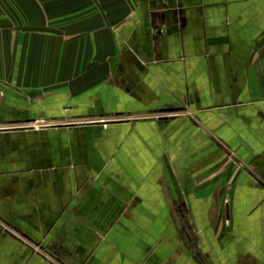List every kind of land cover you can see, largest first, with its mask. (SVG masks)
Wrapping results in <instances>:
<instances>
[{"label":"crops","instance_id":"0c3cea01","mask_svg":"<svg viewBox=\"0 0 264 264\" xmlns=\"http://www.w3.org/2000/svg\"><path fill=\"white\" fill-rule=\"evenodd\" d=\"M54 7L94 31L22 29ZM87 42L89 87L20 90ZM0 264H264V0H0Z\"/></svg>","mask_w":264,"mask_h":264},{"label":"rangeland","instance_id":"374dc122","mask_svg":"<svg viewBox=\"0 0 264 264\" xmlns=\"http://www.w3.org/2000/svg\"><path fill=\"white\" fill-rule=\"evenodd\" d=\"M86 9L76 8V7H54L52 9H42L43 12L42 15H46L47 19L52 18L53 23L49 25L46 30L43 28H40L39 25H36V28H26L22 27V29L26 32H47L48 34V43H56L55 40L51 41L50 35L56 36V33L60 34V31H58V28L63 24H67L70 26V30L68 33H61L64 38H67L69 40V45L73 43V41L77 40L78 38H82L84 36L88 37L90 36V32L94 31V25L88 24V25H76V23L82 22L84 17L89 15L88 13L82 12ZM21 15L26 16L25 19L28 18L29 15V9L28 8H22L21 9ZM91 15V14H90ZM102 27L105 25H101ZM44 30V31H42ZM89 33V34H88ZM59 35V36H60ZM35 43H38L37 40H33ZM30 41V40H29ZM28 41V42H29ZM40 42H43L40 40ZM39 42V43H40ZM45 43V41H44ZM64 44V39H63ZM88 46V42H87ZM89 49H85L82 54L76 55V50H72L74 54L70 55L69 57H60V56H53L54 48H48L43 49L42 55H30L28 54V49L24 50V53L21 56H17L14 58L16 60L15 62L20 65L22 69L25 70V72H22L23 79H31L37 83L36 86H33L31 88H21L20 90L23 92L28 91V94H32V97H39L45 93H52V92H61V91H69L70 93H77L79 91H82L89 87L98 72L93 70H97L99 65H105L106 64V57L104 55L98 57L93 56L92 49H95V47L88 46ZM76 52V53H75ZM4 62H8V60L12 61V57L8 56L7 54L5 57L3 56ZM69 64V71L62 72V71H48L45 70V66L47 65H53L55 67H59L61 65L58 64ZM38 66V69L40 71H28L29 67ZM90 67L89 69L86 68ZM98 123L106 124L108 125L110 121L108 119H95ZM56 121H39L35 122L33 125L35 126H45L46 124L53 123ZM69 122H75L77 125H90L93 123V119H69Z\"/></svg>","mask_w":264,"mask_h":264}]
</instances>
